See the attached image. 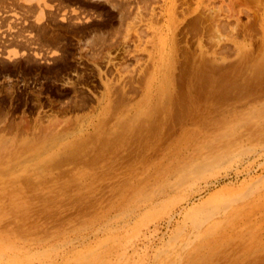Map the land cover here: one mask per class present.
I'll use <instances>...</instances> for the list:
<instances>
[{"label": "rangeland", "instance_id": "obj_1", "mask_svg": "<svg viewBox=\"0 0 264 264\" xmlns=\"http://www.w3.org/2000/svg\"><path fill=\"white\" fill-rule=\"evenodd\" d=\"M9 1L0 0V142L7 146L0 144L3 260L76 264L99 253L101 264H256L264 257V66L246 97L231 100L226 111L218 103L215 117L222 121L214 127H154L148 140L123 142L109 137L129 130L112 127L111 120L84 131L98 136L101 128L110 141L78 139L75 134L91 116L94 124L101 121L98 68L105 71L109 57L115 66L135 67L123 59L122 49H108L125 33L112 6L127 3L45 0L48 8L38 24L34 3ZM144 1L162 3H129L134 8ZM75 14L90 19L75 22ZM157 47L145 48L155 53ZM13 52L16 58L8 59L6 53ZM152 78L145 84L156 98L162 79ZM143 93L119 108V121L148 107ZM81 97L84 104L74 109ZM51 119L59 123L45 128ZM222 154L228 156L219 163Z\"/></svg>", "mask_w": 264, "mask_h": 264}, {"label": "bare ground", "instance_id": "obj_2", "mask_svg": "<svg viewBox=\"0 0 264 264\" xmlns=\"http://www.w3.org/2000/svg\"><path fill=\"white\" fill-rule=\"evenodd\" d=\"M97 1L108 2V0ZM123 1L127 3V7L121 8L112 6V8L119 14V25H125V33L121 38L120 44H111L108 49H116L117 51L122 49L123 59H126V61H134L135 67L129 69L127 66L123 65L121 67H119V65L115 66V64L112 63V57L108 55L109 59L107 60L106 70L101 71L100 68H98L99 80L104 88L102 94H100L99 97H95L96 104L99 106L100 114L102 115L101 121H99L98 124H94L91 116V120L83 129L80 127L77 133L74 132L78 139L88 140L93 138L95 140H101L103 138L102 142L104 140H109L108 137L100 135L102 133H99L98 129L101 128L96 129L95 134H99L98 136L90 135V133L84 131L88 128L94 129L99 127L100 124L105 125L106 122L108 123L111 120H113L111 121V125L114 124L112 127H118L119 125L120 128L122 127L127 131L129 130L128 132L122 131L125 133L120 132L121 134L117 133V135L113 134L109 137L116 141L123 140V142L124 140H148L150 138L149 130L154 127L162 128L164 126L169 127L188 123L193 125L213 126L222 121L215 117L218 103L221 102L223 104L222 110L226 111L230 108L231 100H236L239 97H246L253 89L254 82L252 81L257 79L256 76L260 73V68L264 66V0H161L162 3L159 2L160 4L157 2L154 4L150 2V4H148V1H144L142 3L143 6L136 5L134 8L129 2L135 1L136 4H138L139 0ZM8 2L10 1L8 0ZM21 2H23L24 5L31 3L35 4L38 9L37 12H35L38 15L36 22L39 24V21L42 19V11L48 8L47 2L45 0H21ZM216 2L218 3L215 4ZM71 12L77 11L76 9H72ZM241 17H244L246 21L242 22ZM62 18L61 16L60 19ZM80 19L81 18L76 16L73 21L79 22ZM89 19L90 18L83 16L81 22L85 23L87 20L89 21ZM129 19L130 21H128ZM160 19L164 21V23L162 26L156 27L155 24ZM147 33H151L149 39H146ZM116 34L119 33H115L114 35ZM112 39L114 38L110 39V43L113 41ZM130 45L132 48L128 49L127 47ZM146 45H151L154 49L155 46H158V49L155 53L152 51L147 52L145 48ZM6 55L8 59H13L17 53H6ZM143 55H146L147 59L141 62L142 59L140 57ZM34 56L39 58V53H33V57ZM110 67L112 68L109 70ZM156 75L161 77L162 85H160L158 89V95L154 98L155 96L151 94L150 83L147 82L145 84V81L147 80L146 77L151 76V78H154ZM146 88L148 89L146 90ZM143 90L145 93L142 95L144 96L142 100L144 99L148 107L138 112V116H131V120L128 118L125 121L124 119L123 121H119V108L125 107L129 100H131L132 94L139 93V91ZM85 100L86 98L84 97L75 100L73 108L78 109L79 106L84 104ZM77 119L78 118L75 120L77 121ZM58 123L59 121H57V119H53L52 121L48 120L45 128ZM221 127L222 126H220V128ZM167 128H165L164 131L167 130ZM156 132L159 133L158 131ZM163 136L164 135H162V137ZM2 138L4 140V137ZM156 138L158 137L156 136ZM159 138L161 140V135ZM163 140H165V138ZM1 142L5 145L4 141ZM1 142L0 144L2 145ZM95 142L96 141H94V144ZM108 144L111 143L108 142ZM108 144L106 143V145ZM1 148L3 149V146ZM1 152H3V150ZM71 153L72 152H70V154ZM225 154H222V157H218L217 159L221 160L223 157L227 158L230 152L228 155ZM2 155H4V153H2ZM217 159L215 162H219ZM222 160L219 163H223ZM201 169L202 168H200L198 172H200ZM184 171H186V169ZM223 202L226 203L225 201ZM224 203L222 204L225 206L226 204ZM196 224H198V222ZM213 229H215V227ZM210 231H212V229ZM199 235L201 236L202 234ZM194 240H191L190 243L192 244ZM92 252H94V250ZM99 255V253H90L88 258L82 255L81 257L83 258L81 260L73 263L95 264L97 261V263H99ZM81 257L78 256L77 259ZM0 261H2L0 264H18L17 260L11 259L7 262V260H3L2 256L0 257ZM254 262L262 263L264 262V257L258 256L252 263Z\"/></svg>", "mask_w": 264, "mask_h": 264}]
</instances>
